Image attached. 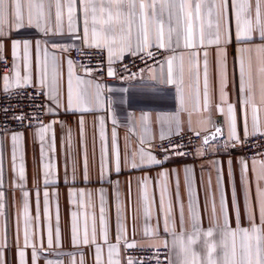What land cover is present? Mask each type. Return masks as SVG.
I'll return each mask as SVG.
<instances>
[{
    "label": "snow or ice",
    "instance_id": "snow-or-ice-1",
    "mask_svg": "<svg viewBox=\"0 0 264 264\" xmlns=\"http://www.w3.org/2000/svg\"><path fill=\"white\" fill-rule=\"evenodd\" d=\"M28 30L40 33L45 38L60 36L71 43L50 42L48 39L36 40L28 35ZM15 33V37H13ZM260 43L257 44L256 41ZM79 43V47L77 43ZM51 43V48H49ZM233 48L234 73L238 69V101L229 100L228 88V47ZM246 45H253L252 47ZM33 47L37 52V70L33 74ZM166 50L174 53L165 59L167 72L158 78L162 84L175 85L180 98V111H187L186 104L191 102L196 112L206 113L202 124L212 123L211 113L216 112L224 117V126L227 128V141L214 148L218 152L220 147L230 155L229 149L245 146L250 138H264V124L260 119V108L255 100L253 88V65L256 64V75L261 80V103L264 104V0H0V64L7 69V74L0 77V93L5 98L13 94L21 95L29 88L35 90L29 99L35 102L44 96L49 102L45 109L37 107L36 114L14 115V119L21 127H32L36 121L38 127L35 135L41 145V162L45 189L51 184L59 183L55 172V164L49 161L47 150L54 152V129L57 121L44 124L39 120L40 111L47 115H57L64 106L63 99V66L67 64V95L65 111L81 113L91 111L88 105H99L101 101L100 83H95L85 77L93 71L87 65L77 64L67 58L64 53L73 49L82 52L83 49H95L100 55L106 54L109 64L108 75H114L111 65L121 60L126 54L143 58H153L150 50ZM187 53L189 77L191 84L189 92L185 93V55L175 54L177 49ZM215 49V70L213 76L212 62L208 49ZM10 53L9 57L5 51ZM201 55L203 89L201 91ZM83 71L85 76H80ZM153 79L157 77L153 76ZM75 105V108L73 107ZM0 111L7 115L9 109ZM192 113L189 112L188 125L191 128ZM161 126L159 139L163 142L172 136H181L183 127L179 113L157 116ZM25 121L28 124L25 125ZM149 114L143 113L137 125L133 121V128L142 130L135 149H132L130 137H126L123 158L118 142L115 126L118 121L113 115L114 126L109 148L104 130V121H100L99 139V181L110 183L113 188V198L116 209L115 243L110 239L107 217V193L101 188L98 192L100 208V237L97 242L96 214L75 210L71 213V243L74 247H93L95 264H105L104 250L107 249V264H122L120 249L131 250L136 247H155L156 255L153 259L156 264L159 260V244L138 245L135 240L128 241V224L125 213L124 197L120 189V182L112 181L113 174L120 175L123 169L136 170L146 168H163L172 157L171 151L177 156H185L183 151L176 152L182 145H173L171 149L163 148L161 153L152 151L155 137L150 132ZM81 137L83 152V176L81 183H89L86 145L83 143V120ZM243 128V139L240 135V126ZM4 131H7L5 129ZM195 131V130H193ZM223 132L217 126L212 137L202 139L201 149L197 155L203 156L207 152L205 146L217 139ZM52 133L51 139L48 134ZM200 136L199 131H195ZM24 134L12 131L10 141L12 146V168L18 179L22 192L23 243L21 244L20 216L16 220V247L17 264H28V249H31V262L38 264L42 252L43 237L39 231V191L36 192L37 214L35 228L33 217L30 215V193L26 189V173L23 155ZM69 144L71 133L69 131ZM264 156V154H260ZM19 161V163H18ZM3 134L0 133V187L3 184ZM239 164L240 195L237 194L236 172L233 161H227V177L230 189H225V167L219 160L211 161L216 171V185L213 191L209 176L207 191L204 197L203 208L207 213L209 226L201 227L202 214L200 195L195 186L194 169L185 166L184 191L187 197V217L185 216L184 198L180 192L179 171L172 170L175 176V190L169 187V171L164 169L158 173L156 181L159 189V207L162 213L163 230L171 240L161 242L167 250V264H264V158L252 157L251 171L253 179H249V161L241 156ZM123 166V169H122ZM76 161L73 159V173L71 184L77 183ZM64 183H69L67 170ZM152 179L144 176L137 180V194L132 208V232L137 231V221H142L140 234L149 239L158 238L160 234V219L151 223L154 215L155 196L150 192ZM253 184L255 196L253 197ZM58 198V193H55ZM173 195L178 207L180 231L176 230L177 216L173 211ZM48 192H44L45 217L47 224V245L53 246L52 228L48 212ZM93 193L84 189L70 188L69 202L77 209L94 207ZM128 196L131 200L132 192L129 182ZM257 216L259 224L256 223ZM0 217L6 218V194L0 190ZM247 220V226L243 221ZM3 243H0V264H5L4 252L8 249L7 230ZM234 224V226H233ZM188 225V227H186ZM56 244L62 246L59 229V206L57 199V227ZM71 264H76L75 256H80L79 264H84V253H69ZM47 264H62L48 260ZM123 264H143V261L128 257Z\"/></svg>",
    "mask_w": 264,
    "mask_h": 264
},
{
    "label": "crops",
    "instance_id": "crops-1",
    "mask_svg": "<svg viewBox=\"0 0 264 264\" xmlns=\"http://www.w3.org/2000/svg\"><path fill=\"white\" fill-rule=\"evenodd\" d=\"M28 35L33 39V45H35L36 40L43 41L48 39L50 42L55 41L58 43H71L72 41L67 40L60 36H49L45 38L40 33L28 30ZM15 37V33H13ZM77 46L79 47V43ZM257 44L260 43L259 40L256 41ZM252 47L253 45H246ZM239 47V45H231L228 47V77H229V88L228 95L229 100L232 103H237L238 101V84H239V73L236 69L234 73V57L233 48ZM49 48H51V43H49ZM151 50V49H150ZM209 58L212 62L213 76L215 70V49L210 48ZM72 52V51H71ZM71 52L64 53L65 61L67 58H71ZM165 59L173 55L174 53L166 51ZM183 53L185 55V93L189 92V85L191 80L189 77V65L187 61V53L184 50L177 49L175 54ZM5 55L9 57L8 64L11 65L10 53L6 50ZM131 55H125L121 60L127 58ZM33 74L35 78L37 65V52L35 47H33ZM165 59L143 71L137 77L127 80V81H110L105 82L93 74L85 77L90 79L95 83H100L101 88V101L99 105L91 104L88 105L91 111L86 112H72L65 111L67 107L66 95H67V64L64 63L63 66V99L64 106L60 108L59 114L57 115H47L44 124H48L52 121H57L53 125L54 129V152L47 150V140H46V155L51 163L55 164V172L59 178V183L55 185H49L45 189L43 182V171L41 162V145L38 137H36L35 132L37 127L30 130H23L24 140H23V155H24V166L26 173V189L29 193V203H30V215L33 217V228H35V217L37 214L36 206V192L39 191V231L43 237L42 248L39 250L42 252L38 264H47L48 260L55 262L59 259L62 264H71L69 258V253L78 254L80 252L84 253L83 260L84 264H95L94 260V248L89 247H74L71 243V213L75 210H79L81 213L84 211L95 212L96 214V228H97V242H101L100 237V208H99V196L98 192L101 188L105 189L107 193V217L110 231V239L115 243V231H116V209L113 198V188L110 183H101L99 181V149H100V121H104V130L107 137L109 148L111 147V135L113 131L112 118L115 116L118 121L115 126V130L118 135V142L121 150V155L123 158L126 137H130V144L132 149H135L138 143V138L142 134V130L137 126L133 128V121L139 122V118L143 113L149 114L150 121V132L155 137L153 140L152 151L155 152V144L160 141L159 134L161 132V126L157 121V116L165 114L179 113L180 119L182 121L183 132H195L199 131L200 134L206 136L210 134L216 127H222L223 132L217 138L210 141L209 145L205 146L207 152L205 155H197L195 158L190 160H182L180 158H171L167 163L164 164L163 168L153 167L146 169H136L128 170L123 169L120 175L113 174L112 181L120 182V189L124 197L125 213L127 217L128 241L132 242L135 240L138 245H150L159 244L164 240H171V237L163 230V219L162 213L159 207V189L156 181L159 179L158 173L167 169L169 171L168 183L169 187L175 190V176L172 174V170L176 169L179 171V181H180V192L181 196L184 198L185 204V216L187 217V197L184 191V172L185 166L194 169L195 175V186L200 195V208L202 214L201 227L206 229L209 226L207 213L204 212L203 202L207 191L209 176L211 177L212 188L215 190L216 185V171L211 166V161L219 160L223 162L225 167V189L229 191L228 177H227V161L231 159L233 161V168L236 172V188L237 194L240 195V180H239V158L242 156L237 146L235 149H229L230 155L225 154V149L223 147L219 148V151H214V148L221 145V139L227 141V128L224 126V117L216 112L215 108L212 109L211 120L212 123L202 124L200 121L205 118L206 113L203 111L202 98H201V111L198 113L193 110L191 102L186 104L187 111H180V98L177 93L175 85L162 84L158 82V78L167 72V65ZM74 60V59H73ZM121 60L111 65L112 70ZM202 55H201V91L203 89V74H202ZM1 65V64H0ZM109 65V64H108ZM7 74V69L5 72L0 70V77ZM80 76H85L83 71L79 72ZM155 76L157 79H153ZM253 88L255 93V100L260 108V119L261 123L264 124V104L261 103V80L256 75V64L254 61L253 65ZM49 102L46 100V107ZM75 108V105H73ZM189 112L191 115V128L188 125ZM83 120V143L86 145L87 151V162H88V174L89 183H81L83 176V152L82 147V137H81V124L80 121ZM195 130V131H193ZM69 131L71 133V144H69ZM12 131L0 132L3 134V184L0 190L4 191L6 194V218L0 217V243H3V237L5 232V219H6V230H7V244L8 249L4 252L5 264H17V257L15 254L16 247V220L17 216H20V226H21V244L23 243V217H22V192L19 187L15 185L19 183L18 179L13 173L12 168V146L10 141V135ZM240 135L243 139V128L240 126ZM52 133L48 134V139H51ZM201 149V146L200 148ZM208 154H213L208 156ZM246 158V157H245ZM257 158H264V156H257ZM73 159L76 161V179L77 183L73 186L71 184L72 173H73ZM249 161V179H253V174L251 171V160L252 158H246ZM19 163V161H18ZM67 170L69 183H64L65 171ZM144 176H148L152 179V184L150 185V192L155 196L154 204V215L151 223L154 225L156 222V217H161L160 219V234L158 238H145L140 234L142 221H137V231L133 235L132 232V208L133 201L137 194V180ZM129 182L131 185L132 197L131 200L128 196ZM264 186V183H262ZM75 187V189H84L93 193L92 202L94 207H87V200H85V207L82 209H77L74 207L68 198V192L70 188ZM48 192V212L50 216V223L52 228L53 246L51 248L47 245V224L48 221L45 217V203H44V192ZM58 193V198L55 195ZM255 196V185L253 184V197ZM57 199L59 206V229L61 234L62 246H57L56 244V227H57ZM173 211L177 216L176 230L180 231V225L178 220V207L176 206L175 196L173 195ZM244 225L247 226V220L243 221ZM256 223L259 224V218L257 216ZM234 226V224H233ZM188 227V225H186ZM124 248L121 247L120 255L122 257V264L124 262ZM31 249H28V264L31 262ZM80 256L76 255V264H79ZM103 259L105 264H107V249L104 250Z\"/></svg>",
    "mask_w": 264,
    "mask_h": 264
},
{
    "label": "built area",
    "instance_id": "built-area-1",
    "mask_svg": "<svg viewBox=\"0 0 264 264\" xmlns=\"http://www.w3.org/2000/svg\"><path fill=\"white\" fill-rule=\"evenodd\" d=\"M153 58H148L143 56V58L138 56H128L127 58L121 60L114 67V75L109 76V65L106 59V54L100 55L96 52L95 49H83L82 52L72 50L71 54L74 61L79 64L87 65L93 71L95 77L105 81H127L133 79L140 75L143 71L147 70L149 67L156 65L162 62L166 57L165 50H157L152 48ZM0 70L2 72L6 71L4 65H0ZM35 90L29 88L23 92L21 95L13 94L10 98H5L2 93H0V109L8 108L9 111L7 115L4 112L0 111V132H9V131H23L30 130L38 126L37 122L32 121V127H21L19 123L13 118L14 115L27 114L29 116L36 114V109L46 108V99L44 96H40L35 102H32L29 97L34 95ZM47 118V114L44 111H40L39 120L44 123ZM28 124V121H25V125ZM7 129V131H4ZM203 135L196 136L195 132H183L181 136H172L170 139H166L163 142L161 140L155 144L156 154H160V158H163L161 153V143L163 148L171 149L173 145H182L180 148H176V152L183 151L186 153L185 156H177L173 152H169L173 158H180L182 160H190L195 158L197 150L202 145ZM225 139H221V145L225 142ZM239 147L240 154L246 158H252L253 156H261L264 154V138H250L248 143ZM213 154H208L212 156ZM157 249L155 247H136L131 250L124 249V261L128 257H132L136 260L143 261V264H156V261L153 257L156 255ZM168 255L167 250L161 245L159 247V260L162 264H167L166 256Z\"/></svg>",
    "mask_w": 264,
    "mask_h": 264
},
{
    "label": "water",
    "instance_id": "water-1",
    "mask_svg": "<svg viewBox=\"0 0 264 264\" xmlns=\"http://www.w3.org/2000/svg\"><path fill=\"white\" fill-rule=\"evenodd\" d=\"M215 131H216V130H214V131L211 132L210 134H207L206 136L212 137V136L215 134ZM204 137H205V136H204Z\"/></svg>",
    "mask_w": 264,
    "mask_h": 264
}]
</instances>
